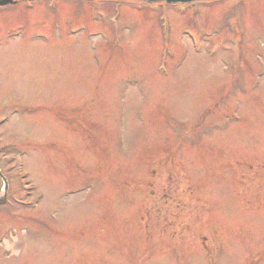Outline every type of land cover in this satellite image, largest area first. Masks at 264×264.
<instances>
[{"label": "rangeland", "instance_id": "1", "mask_svg": "<svg viewBox=\"0 0 264 264\" xmlns=\"http://www.w3.org/2000/svg\"><path fill=\"white\" fill-rule=\"evenodd\" d=\"M17 1L0 264H264V0Z\"/></svg>", "mask_w": 264, "mask_h": 264}, {"label": "water", "instance_id": "2", "mask_svg": "<svg viewBox=\"0 0 264 264\" xmlns=\"http://www.w3.org/2000/svg\"><path fill=\"white\" fill-rule=\"evenodd\" d=\"M131 1H137L142 2L146 4H159L163 3L166 5H189L193 3H199V2H210V1H218V0H131ZM15 1L13 0H0V7L14 4ZM0 181L3 183L4 186V192L2 196L0 197V206L6 202V195H7V184L5 182V179L3 178L1 172H0Z\"/></svg>", "mask_w": 264, "mask_h": 264}, {"label": "trees", "instance_id": "3", "mask_svg": "<svg viewBox=\"0 0 264 264\" xmlns=\"http://www.w3.org/2000/svg\"><path fill=\"white\" fill-rule=\"evenodd\" d=\"M42 1H45L48 4H50L52 0H42ZM104 1L107 2V3H105ZM118 1L129 2L128 0H103V1L89 0L88 2L90 3L91 7H93L94 9L99 10V9H101L99 7L102 5L101 4L102 2L105 3V6L110 5V8H114V7H116L119 4V3L118 4H114V3L118 2ZM132 2H135V1H132ZM135 3H138L140 5V7H138V8L135 7L136 9H139V8L141 9L142 7L146 6V4H144V3H140V2H135ZM8 198H9V201L7 202V204L10 203V202L12 204H18L16 201L12 200V197L10 196V194H8Z\"/></svg>", "mask_w": 264, "mask_h": 264}, {"label": "flooded vegetation", "instance_id": "4", "mask_svg": "<svg viewBox=\"0 0 264 264\" xmlns=\"http://www.w3.org/2000/svg\"><path fill=\"white\" fill-rule=\"evenodd\" d=\"M13 1H16L14 4H10V5H8V6H12V5H16L19 1H17V0H13ZM29 1H32V0H26V5L28 4V3H30ZM38 1H42V0H38Z\"/></svg>", "mask_w": 264, "mask_h": 264}]
</instances>
